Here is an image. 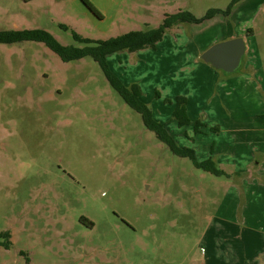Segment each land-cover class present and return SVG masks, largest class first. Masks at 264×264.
<instances>
[{
	"label": "rangeland",
	"instance_id": "1",
	"mask_svg": "<svg viewBox=\"0 0 264 264\" xmlns=\"http://www.w3.org/2000/svg\"><path fill=\"white\" fill-rule=\"evenodd\" d=\"M88 2L100 18L81 0H0V31L44 29L83 47L73 33L106 40L231 5L107 58L175 143L199 162L211 152L224 175L173 154L91 57L0 43V233L10 242L0 239V264H264V0ZM231 36L246 45L234 72L200 59ZM177 96L198 133L177 127Z\"/></svg>",
	"mask_w": 264,
	"mask_h": 264
},
{
	"label": "trees",
	"instance_id": "2",
	"mask_svg": "<svg viewBox=\"0 0 264 264\" xmlns=\"http://www.w3.org/2000/svg\"><path fill=\"white\" fill-rule=\"evenodd\" d=\"M236 1L237 0H233L232 4ZM81 2L94 16L100 18V14L88 2V0H81ZM230 8L231 5L225 11L209 9L205 15L199 19L195 18L188 11H179L166 15L156 28L130 31L106 40H90L73 33L74 40L84 44L83 47L61 45L44 29L0 31V43L9 44L23 41L40 42L64 62L80 59L86 56L91 57L102 70L103 75L111 88L121 97L125 104L140 115L144 127L152 131L156 138L163 142L173 154L188 157L197 168L209 172L214 176H221L224 175V172L217 167L211 157L199 162L195 158L194 151L191 148L179 147L175 143L173 138L166 132L165 125L153 118L150 108L142 101L140 87L137 84L126 85L122 82L110 70L107 58L109 55L116 52L127 51L132 53L147 48H154L155 45L162 40L165 32L171 27L182 23H200L205 19H211L216 14L227 15ZM61 27L63 29L66 28L62 25ZM251 32V29H247L246 35H251ZM172 118L179 128L192 125L195 133H198V128L203 126L201 121L195 120L192 122L189 119L187 115L186 99L183 96H177L175 98ZM8 238L9 234L7 232L0 233V239L7 240ZM9 245L10 242L7 240L4 246L5 248H8Z\"/></svg>",
	"mask_w": 264,
	"mask_h": 264
},
{
	"label": "water",
	"instance_id": "3",
	"mask_svg": "<svg viewBox=\"0 0 264 264\" xmlns=\"http://www.w3.org/2000/svg\"><path fill=\"white\" fill-rule=\"evenodd\" d=\"M245 49L242 37L232 38L209 46L200 59L217 70L232 73L240 66Z\"/></svg>",
	"mask_w": 264,
	"mask_h": 264
},
{
	"label": "crops",
	"instance_id": "4",
	"mask_svg": "<svg viewBox=\"0 0 264 264\" xmlns=\"http://www.w3.org/2000/svg\"><path fill=\"white\" fill-rule=\"evenodd\" d=\"M217 15H220V14H216L215 16H217ZM215 16H214V17H215ZM214 17H212V18H214ZM212 18H211V19H212ZM247 36H249V35H246V37H247ZM227 39H232V36H231V37H228ZM243 39H244V38H243ZM221 41H223V40L220 39V40H218L217 42H221ZM244 42H245V41H244ZM245 47H246V45H245ZM245 50H246V49H245ZM187 115H188V110H187ZM184 127H186V126H184ZM202 127H203V126H202ZM206 150H207V147H206ZM194 152H195V150H194ZM210 154H211V152H208V153L206 152V158L209 157ZM213 155H214V154H213ZM215 157H216V156H215ZM215 157H214V159H215ZM217 160H220V158L217 159ZM215 161H216V159H215Z\"/></svg>",
	"mask_w": 264,
	"mask_h": 264
}]
</instances>
